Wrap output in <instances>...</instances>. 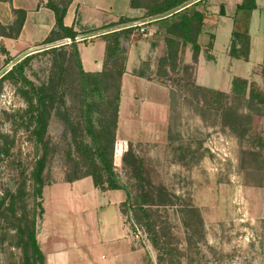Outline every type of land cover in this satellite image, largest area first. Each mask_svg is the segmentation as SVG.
<instances>
[{
    "label": "rangeland",
    "instance_id": "obj_1",
    "mask_svg": "<svg viewBox=\"0 0 264 264\" xmlns=\"http://www.w3.org/2000/svg\"><path fill=\"white\" fill-rule=\"evenodd\" d=\"M102 60L99 71L83 69L60 45L0 77V264H41L31 236L36 243L44 199L57 182L88 173L78 144L103 186L126 191L123 221L139 231L141 264H264L262 66L209 88L168 54L154 72L165 118L150 130L133 122L127 133L117 129L121 55ZM161 187L189 196L201 235H183L182 214Z\"/></svg>",
    "mask_w": 264,
    "mask_h": 264
},
{
    "label": "crops",
    "instance_id": "obj_2",
    "mask_svg": "<svg viewBox=\"0 0 264 264\" xmlns=\"http://www.w3.org/2000/svg\"><path fill=\"white\" fill-rule=\"evenodd\" d=\"M49 1L66 3L61 22L70 35L55 26L47 0H0V25L22 18L15 36L0 35V66L24 50L65 38L68 41L61 45L71 47L83 69L99 71L103 55H121L117 129L122 126L127 133L133 122L150 130L149 124L155 128L165 118L167 94L154 72L168 54L192 65L195 83L209 88L264 69V0H197L166 17L82 39L77 36L160 14L187 0ZM233 32L248 39L246 60L228 54ZM50 191L52 200L42 203L35 236L42 264L142 263L123 221V188L101 190L86 175L57 182Z\"/></svg>",
    "mask_w": 264,
    "mask_h": 264
},
{
    "label": "trees",
    "instance_id": "obj_3",
    "mask_svg": "<svg viewBox=\"0 0 264 264\" xmlns=\"http://www.w3.org/2000/svg\"><path fill=\"white\" fill-rule=\"evenodd\" d=\"M47 7L49 9H51L53 11L54 14V23L55 26L60 29L63 30L65 32H67L68 35L71 34V32L69 30H66L63 26H62V17L63 14L65 12V5L66 3H62L60 5H56L53 4L52 2H50L49 0H47L46 3ZM17 15L18 14H23L22 12H16ZM21 20L22 18H15L14 23L8 26H2L0 25V35L2 36H9V37H13L17 34L20 25H21ZM247 37L242 35V34H238V33H231V40H230V47H229V51L228 54L230 57L235 58V59H241V60H246L247 58ZM49 40H47L46 42H48ZM237 45V47H236ZM53 49V48H51ZM264 59V56H263ZM79 71H81V68L79 67ZM264 75V74H263ZM262 99V103H263V108H264V89H263V95L261 97ZM264 112V110H263ZM87 133L90 135V137H93L89 128H86ZM77 149L83 154L87 166H88V173L86 175H89L92 180L93 183L95 184V186H97L99 189L103 190L104 186H103V181L101 180V170L98 167L97 163L95 162V160L93 159L91 152L88 148L84 147L81 144L77 145ZM37 173L41 170V166H42V162L38 161L37 163ZM112 187V184H111ZM161 192H163V196L165 198H168L170 200H172L177 208L179 213L182 214V219H181V228H182V233L183 235L186 237H188L189 235L192 234H196V235H201L202 231H203V222L201 219V216L199 214V210L196 206H194L189 198V196H186L184 199L176 196L175 194L166 191L163 187L160 188ZM31 242L33 245V250L35 251V253H37L38 258L42 264V256L41 253L39 252L38 248L36 247V243L34 238L31 236Z\"/></svg>",
    "mask_w": 264,
    "mask_h": 264
},
{
    "label": "water",
    "instance_id": "obj_4",
    "mask_svg": "<svg viewBox=\"0 0 264 264\" xmlns=\"http://www.w3.org/2000/svg\"><path fill=\"white\" fill-rule=\"evenodd\" d=\"M197 0H187L185 2H183L182 4H179L165 12H162L160 14H156V15H152V16H148V17H144V18H140L138 20H133V21H129V22H124L115 26H111V27H107V28H103L100 30H95L92 32H88L85 34H80L77 36V39H82V38H86V37H90V36H96V35H100V34H104L110 31H115V30H119V29H123V28H128V27H133L136 25H140L152 20H156V19H160L163 17H166L172 13H174L175 11L181 9L182 7L189 5L193 2H195ZM68 39H62L59 41H55V42H51V43H47V44H43L40 46H35L32 48H29L27 50H24L23 52L19 53L18 55H16L14 58H12L10 61H8L1 69H0V77L6 73L13 65H15L17 62H19L22 58H24L25 56L29 55L32 52L38 51V50H44V49H49V48H53L56 46H59L65 42H67Z\"/></svg>",
    "mask_w": 264,
    "mask_h": 264
},
{
    "label": "built area",
    "instance_id": "obj_5",
    "mask_svg": "<svg viewBox=\"0 0 264 264\" xmlns=\"http://www.w3.org/2000/svg\"><path fill=\"white\" fill-rule=\"evenodd\" d=\"M143 30L140 28L139 29V32L141 33ZM133 237L134 238H138L139 237V231L137 228H135V232L133 233Z\"/></svg>",
    "mask_w": 264,
    "mask_h": 264
}]
</instances>
